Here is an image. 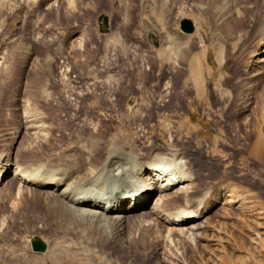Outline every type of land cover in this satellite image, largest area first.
I'll return each mask as SVG.
<instances>
[{
	"label": "rangeland",
	"instance_id": "374dc122",
	"mask_svg": "<svg viewBox=\"0 0 264 264\" xmlns=\"http://www.w3.org/2000/svg\"><path fill=\"white\" fill-rule=\"evenodd\" d=\"M157 1L76 0L74 8L65 5L63 0L58 13L53 7L54 1L0 0V119L1 113L10 120V114L19 111L18 101H13L18 94L11 89L32 76L38 81L50 82L49 94L54 102L58 101L57 107L62 104L61 82L75 87L81 96L84 88L92 85L93 77H100L96 80L106 81L108 88L102 84L99 88L92 87L100 98L95 107L88 106V95L81 97L79 119L86 123L101 120L109 137L122 130L129 131L130 141L135 142L137 128L148 132L147 124L129 118L117 119L113 115L134 110L137 105L172 100L168 111L143 107L142 114L152 117L150 124L154 127L147 145L166 148L168 136L177 140V146L199 175L201 189L197 196L211 187L226 188H222L219 201H215L212 209L213 215L219 214L213 221L215 231H208L197 248L188 247L187 264H264V61H259L264 60V53L261 54L264 46L256 51L260 55H250L264 42V0ZM42 2L51 5L52 10ZM103 16L109 18L108 25L100 21ZM185 19L194 22L195 32L191 35L181 31L180 24ZM74 25L76 31L85 29V33H76L75 40L68 36ZM200 56L198 68L203 75L206 95L220 83H224V91L231 94L225 98L226 102L198 100L192 108H186L184 103L196 97L197 89L190 75L183 78L180 73L191 72ZM66 70L71 72L76 84L57 76ZM87 72L95 75L89 78ZM246 75L250 90L244 94L239 86ZM166 84L172 87L168 97H163ZM184 87H188V93L184 92ZM247 94H251L252 105L243 111L242 101ZM103 112L114 119L105 120L100 115ZM63 115L59 116L60 121L53 123L59 125ZM3 121H0V132L5 136L0 151L8 149L11 143L8 133L17 127V123ZM157 127L163 131H157ZM65 129H61L63 134H73L71 125ZM83 133L85 137L88 131ZM239 133L241 136L236 135ZM58 139L60 148H65L68 140H62V135ZM197 145L203 147L202 152L196 149ZM208 146L218 149L219 156L210 158L213 154L209 151L206 154ZM251 147L255 149L253 157L249 155ZM46 148V152L40 153L54 151L50 146ZM16 188L15 184L7 186L2 195ZM237 191L241 199L246 197V200L239 201L234 195ZM40 208L43 211V207ZM53 235L48 230L21 232L7 202L0 198V264H17L18 259L21 264L31 258L35 264H48L47 258L51 257L34 254L28 238L39 236L52 250ZM63 236L60 249L63 250V245L67 249L69 245L71 251H62L53 264H105L107 255L115 263L157 264L154 248H148L149 254L144 255L139 243L126 253L103 246L99 237L90 244H79L73 237ZM146 238L153 244L150 234ZM14 247L24 252L16 259L13 258ZM96 247L105 255H100ZM225 257L232 259L223 262L221 259Z\"/></svg>",
	"mask_w": 264,
	"mask_h": 264
},
{
	"label": "bare ground",
	"instance_id": "6f19581e",
	"mask_svg": "<svg viewBox=\"0 0 264 264\" xmlns=\"http://www.w3.org/2000/svg\"><path fill=\"white\" fill-rule=\"evenodd\" d=\"M33 1L36 2V0ZM51 1H54L53 7L56 11L61 12L63 0H44L47 3ZM44 2L42 4H45ZM64 2L67 6L72 7L74 4L76 6V0H64ZM45 5L52 10L51 5ZM104 18L108 17H101L102 23H104ZM79 30L78 28L76 31V25L72 26L68 36L70 35V38L75 40L76 33H85V29L84 31ZM260 43L256 50L250 52L252 57H256L254 55L259 53L256 51L264 46V42ZM200 65L201 56L199 61L194 62L195 68L191 72L180 73L183 78L190 75L197 89L196 97L184 103L186 108H192L198 100H208L210 103L211 99L215 102H226L225 98L231 94V91H224L225 85L220 83L217 88H211L212 92L206 95L207 90L204 89L206 86L202 83L203 75L198 68ZM93 75L95 74L87 72L89 78ZM57 76L76 84L69 70ZM247 77L248 75L239 86L244 94L250 90V87L246 85ZM99 78L93 77L92 85L85 87V92L81 96L76 92L75 87L72 88L60 81L62 104L59 107L55 105L58 101L54 102L49 94L51 84L48 80L38 81L32 76L25 79L22 85L11 89L12 92L18 94L13 101H18L16 108L19 111L11 113L10 120H7V117L4 118V114L1 113L0 121L17 123V127L14 132L8 133L11 135L8 149L0 151V198L3 202H7L14 223L21 232L28 234L31 230L36 232L48 230L54 234L52 250L48 248L49 250L45 253L34 252V254L51 257L47 258L50 260L48 264L56 263V257L60 256L62 251H71L69 245L67 249L65 245H63V250L60 249L65 234L73 237L79 244H90L99 237L103 246L115 247L126 253L130 247L139 243L140 251L144 255L149 254L148 248H154L157 264H187L185 256L188 247L197 248L199 241L205 240L208 231H215L216 226L213 227V221L219 217V214L213 215L212 209L223 187H211L197 196L196 194L201 189V185L198 184L199 175L195 174L193 163L185 152L177 146V140L168 136L166 148L151 143L147 145L154 127L150 124L152 117L149 115L145 117L142 114L143 107L151 106L155 110L168 111L173 105L172 100L154 101L147 106L137 105L134 110L113 115L117 119L129 118L131 121L147 124L148 132H144L141 127L137 128L138 140L136 142L130 141L129 131L122 130L115 136L109 137L101 120L96 119V123L94 121L86 123L80 120L78 104L81 102V97L88 95L90 101L88 106L95 107L96 103L100 102V98L92 87L99 88V84H102L104 88H108L106 81L96 80ZM171 87V84H166L163 97H168ZM184 90L185 93L189 92L188 87H184ZM248 94L242 101L243 111L252 105L251 94ZM211 96L214 97L211 98ZM228 103L232 104L230 101ZM61 114H64L61 123L55 125L53 122L60 121ZM100 115L105 120L114 119L107 112L100 113ZM1 125L2 123L0 127ZM68 125H71L72 135L63 134L61 131V129L67 130L65 127ZM157 128V131H163L160 127ZM86 130L88 134L84 137L83 132ZM61 135L62 140L65 138L68 140L67 145L64 144L65 148L59 146L61 142L58 137ZM159 135L160 133L157 136ZM236 135L241 136L240 133ZM4 136L5 134L0 132V144ZM48 146L54 150L52 154L44 153ZM259 146L254 148L257 149ZM196 149L203 151V147L199 145ZM255 149L251 147L250 156L253 157ZM43 150L41 154L40 151ZM216 150L218 149L208 146L206 154L208 151L211 152L213 155L210 158L215 159L219 156ZM13 184L17 185L15 191H7L6 195H2L4 189ZM238 191L234 195L240 199L239 201L246 200V197L241 199L242 195ZM40 206L43 207V211ZM23 207L30 208L32 211L25 210ZM250 210L248 208L246 212L249 213ZM147 234L153 237L151 239L153 244L146 240ZM35 238L42 239L39 236H31L28 238L29 243ZM96 248L100 255H105L103 250ZM13 250L14 259L24 253L15 247ZM105 257V264L115 263L108 255ZM230 259L232 257H225L221 260L225 262ZM18 261L20 260H17V264H20ZM118 262L115 264H121L120 261ZM21 264L35 263L31 258L24 260Z\"/></svg>",
	"mask_w": 264,
	"mask_h": 264
},
{
	"label": "water",
	"instance_id": "95a60500",
	"mask_svg": "<svg viewBox=\"0 0 264 264\" xmlns=\"http://www.w3.org/2000/svg\"><path fill=\"white\" fill-rule=\"evenodd\" d=\"M108 18H104V24L108 25ZM181 31L185 34L191 35L195 32V25L194 23L189 20L185 19L181 22ZM32 249L34 252L37 253H44L47 251V245L44 243V241L40 238H35L31 241Z\"/></svg>",
	"mask_w": 264,
	"mask_h": 264
}]
</instances>
